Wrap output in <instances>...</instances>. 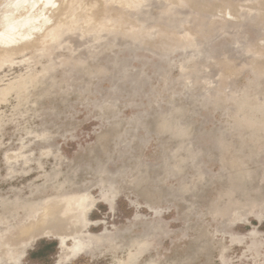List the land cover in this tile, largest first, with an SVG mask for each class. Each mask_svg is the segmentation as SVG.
I'll list each match as a JSON object with an SVG mask.
<instances>
[{"label":"rangeland","instance_id":"374dc122","mask_svg":"<svg viewBox=\"0 0 264 264\" xmlns=\"http://www.w3.org/2000/svg\"><path fill=\"white\" fill-rule=\"evenodd\" d=\"M41 5L0 38V264H264V0Z\"/></svg>","mask_w":264,"mask_h":264},{"label":"bare ground","instance_id":"6f19581e","mask_svg":"<svg viewBox=\"0 0 264 264\" xmlns=\"http://www.w3.org/2000/svg\"><path fill=\"white\" fill-rule=\"evenodd\" d=\"M15 2H13V4H12V6L9 8V9H7L5 12H3L2 14H1V16L2 15H6V16H8L7 15V13H11L8 17H6V18H4L3 16L0 18L1 20H0V27H1V29H0V38L1 39H3L4 38V36L6 37V36H10V35H12V36H14L15 37V34H21V35H26V33L27 32H35V30L37 31V29L40 27L41 28V25H42V23H44V22H46V21H48V20H46L48 17H51V16H49L47 13H44V11L45 10H47L48 9V11H50L51 9H49V8H44L42 5V10L41 11H39V10H37V11H35L36 13L34 14V13H32V11H33V8H35V6L38 4V2L40 1V0H29V1H27L26 0V2H25V4H28V5H26L27 7L24 9V11H22V12H20V10L19 9H22V7H23V2H24V0H14ZM43 1H45V0H43ZM59 1V0H58ZM28 2V3H27ZM56 2V1H55ZM2 3V2H1ZM25 4H24V6H25ZM41 4H46V3H44V2H41ZM52 4H55V3H52ZM52 4H50V5H45V7H47V6H51ZM60 4H61V2H60ZM1 5V4H0ZM3 5H5V4H3ZM22 6V7H21ZM39 6V5H38ZM37 6V7H38ZM53 6L54 5H52V8H53ZM21 7V8H20ZM40 7V6H39ZM39 7H38V9H39ZM1 8V7H0ZM3 8V7H2ZM24 8V7H23ZM41 9V8H40ZM2 10V9H1ZM0 10V11H1ZM17 11H19V12H17ZM12 12H15V13H13L12 14ZM47 14V15H46ZM44 20H46V21H44ZM44 21V22H43ZM39 25V26H38ZM37 27V28H36ZM33 28H36L35 30L33 29ZM17 37L18 36H16V39H17ZM13 37H11V39H12ZM8 40V39H7ZM6 40V41H7ZM53 206V205H52ZM53 208V207H52ZM53 215H55V214H52V216ZM54 217V219L53 220H55V218H57L56 216H53ZM52 217V218H53ZM58 219V218H57ZM56 219V220H57ZM55 220V221H56ZM54 221V222H55ZM45 222V221H44ZM44 222H41L40 223V225H43V223ZM48 222V221H47ZM53 222V223H54ZM59 222H61V221H59ZM59 222L57 221V223L59 224ZM39 224V223H38ZM55 224V223H54ZM57 224V225H58ZM61 224V223H60ZM60 224H59V226H60ZM40 225H35V227L34 228H31L32 230H30V235H33L34 233H36V232H38L39 230H40ZM56 225V227L58 228V226ZM33 226V225H32ZM45 226V225H44ZM55 227V228H56ZM63 227V226H62ZM56 228V229H57ZM47 229H49V228H47ZM50 229H53V228H51V226H50ZM59 229H60V227H59ZM58 230V229H57ZM24 231V230H23ZM43 231H44V229H43ZM29 232V231H28ZM39 233H41V231L39 232ZM25 234V233H24Z\"/></svg>","mask_w":264,"mask_h":264}]
</instances>
